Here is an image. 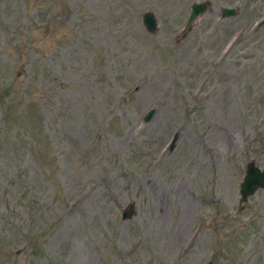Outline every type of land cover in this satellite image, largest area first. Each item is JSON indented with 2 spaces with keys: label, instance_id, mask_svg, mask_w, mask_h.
I'll return each mask as SVG.
<instances>
[{
  "label": "rangeland",
  "instance_id": "1",
  "mask_svg": "<svg viewBox=\"0 0 264 264\" xmlns=\"http://www.w3.org/2000/svg\"><path fill=\"white\" fill-rule=\"evenodd\" d=\"M261 19L0 0V264H264V188L239 194L264 167Z\"/></svg>",
  "mask_w": 264,
  "mask_h": 264
},
{
  "label": "water",
  "instance_id": "2",
  "mask_svg": "<svg viewBox=\"0 0 264 264\" xmlns=\"http://www.w3.org/2000/svg\"><path fill=\"white\" fill-rule=\"evenodd\" d=\"M208 1L192 2L190 4V12L185 22V27H190V23L194 21L199 15L203 14L207 8L210 6ZM223 16H231L235 14V8H223ZM264 23V19L260 21ZM142 24L148 32H154L157 22L156 17L153 12L147 11L143 14ZM153 113V109H150L143 116V120L147 121L150 119ZM264 188V167L259 168L253 161H250L245 166V175L242 182L239 185L240 202L247 200L256 190ZM133 210L129 208L124 211L122 218H128L131 216ZM205 264H215L213 262H206Z\"/></svg>",
  "mask_w": 264,
  "mask_h": 264
}]
</instances>
